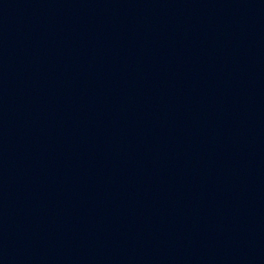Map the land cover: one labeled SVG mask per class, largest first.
Instances as JSON below:
<instances>
[{
    "label": "water",
    "instance_id": "water-1",
    "mask_svg": "<svg viewBox=\"0 0 264 264\" xmlns=\"http://www.w3.org/2000/svg\"><path fill=\"white\" fill-rule=\"evenodd\" d=\"M0 264H264V0H0Z\"/></svg>",
    "mask_w": 264,
    "mask_h": 264
}]
</instances>
